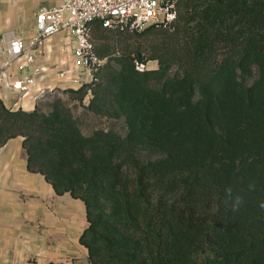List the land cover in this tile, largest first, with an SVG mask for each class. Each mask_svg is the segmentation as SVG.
I'll list each match as a JSON object with an SVG mask.
<instances>
[{"label":"trees","instance_id":"obj_1","mask_svg":"<svg viewBox=\"0 0 264 264\" xmlns=\"http://www.w3.org/2000/svg\"><path fill=\"white\" fill-rule=\"evenodd\" d=\"M177 9L171 27L91 24L107 62L66 93L107 127L0 97V147L23 137L28 169L84 202L87 264H264V0Z\"/></svg>","mask_w":264,"mask_h":264},{"label":"crops","instance_id":"obj_2","mask_svg":"<svg viewBox=\"0 0 264 264\" xmlns=\"http://www.w3.org/2000/svg\"><path fill=\"white\" fill-rule=\"evenodd\" d=\"M61 1L0 0V37L15 33L31 40L36 14ZM61 40L62 35H57L46 42L45 56L39 61L42 65L73 60L71 54H62ZM4 58L0 50V68ZM55 83L52 72L35 88ZM0 97L7 107L32 111V97L16 96L10 80L2 82L0 78ZM27 159L23 137L0 147V264H84L88 257L80 243L88 226L84 202L69 193L56 194L44 175L28 169Z\"/></svg>","mask_w":264,"mask_h":264},{"label":"built area","instance_id":"obj_3","mask_svg":"<svg viewBox=\"0 0 264 264\" xmlns=\"http://www.w3.org/2000/svg\"><path fill=\"white\" fill-rule=\"evenodd\" d=\"M177 1L62 0L58 6L40 9L31 40L15 33L0 37V50L5 55L0 78L2 82L10 80L16 96L32 97V111L42 102L68 97L66 90L96 81L97 73L107 62L96 53L92 23L99 21L104 28L132 33L151 25L171 27L178 16ZM57 35H62V54H71L73 60L60 59L50 67L42 65L39 61L45 56V44ZM150 63L153 62L134 57L139 73L152 69ZM52 72L56 83L36 89L40 79Z\"/></svg>","mask_w":264,"mask_h":264},{"label":"rangeland","instance_id":"obj_4","mask_svg":"<svg viewBox=\"0 0 264 264\" xmlns=\"http://www.w3.org/2000/svg\"><path fill=\"white\" fill-rule=\"evenodd\" d=\"M135 57V56H134ZM152 69H156L158 68L157 63L153 62L150 63L149 65ZM68 97H58V98H62L63 100H65L69 106H71L73 108V112L74 114L79 117L82 121H84V125H83V130L88 133L90 132L94 127H107L110 125V122L107 121H114L112 119H105V118H101V117H97L93 114H90L86 111L87 105H88V100L85 99L83 103H80L78 100H72L70 99V94H68ZM56 98V99H58ZM53 101V100H51ZM51 101H46V102H42L40 104V107L43 110H49V106L47 104V102H51ZM121 124V123H120ZM119 124V125H120ZM118 125V126H119ZM87 264V261L84 263Z\"/></svg>","mask_w":264,"mask_h":264},{"label":"clouds","instance_id":"obj_5","mask_svg":"<svg viewBox=\"0 0 264 264\" xmlns=\"http://www.w3.org/2000/svg\"><path fill=\"white\" fill-rule=\"evenodd\" d=\"M262 207H264V205H262Z\"/></svg>","mask_w":264,"mask_h":264}]
</instances>
